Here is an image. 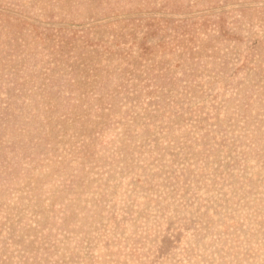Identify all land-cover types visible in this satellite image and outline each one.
I'll list each match as a JSON object with an SVG mask.
<instances>
[{
    "label": "rangeland",
    "instance_id": "374dc122",
    "mask_svg": "<svg viewBox=\"0 0 264 264\" xmlns=\"http://www.w3.org/2000/svg\"><path fill=\"white\" fill-rule=\"evenodd\" d=\"M0 264H264V0H0Z\"/></svg>",
    "mask_w": 264,
    "mask_h": 264
}]
</instances>
